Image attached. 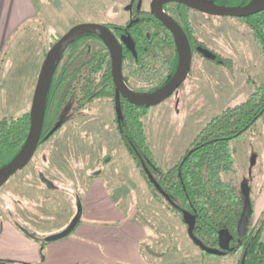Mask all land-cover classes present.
<instances>
[{"label": "rangeland", "instance_id": "1", "mask_svg": "<svg viewBox=\"0 0 264 264\" xmlns=\"http://www.w3.org/2000/svg\"><path fill=\"white\" fill-rule=\"evenodd\" d=\"M136 2L34 0L37 16L19 25L14 33L11 30L0 51V119L30 112L46 54L72 26L124 22L129 15L125 7ZM227 5L237 2L229 1ZM191 19L198 34L218 50L222 59L230 61L222 64L196 57L184 87L173 98L150 108L145 118L147 136L153 157L163 169L179 161L214 116L245 101L256 85L264 82V59L244 21L215 15L210 20L195 11ZM132 85L138 89L148 83L132 79ZM230 146L236 171L224 176L240 186L250 185L254 199L264 184V115L242 136L233 139ZM134 164L118 133L112 99L96 98L38 147L30 163L0 188V225L5 219H19L42 237L59 232L75 216L78 198L84 204L89 183L101 179L112 188L113 181H122L125 172L127 176L132 173ZM41 172L57 188H48L39 178ZM109 172H115V176H108ZM172 244L170 247H174ZM170 255L164 258L165 264L176 260L174 250Z\"/></svg>", "mask_w": 264, "mask_h": 264}, {"label": "trees", "instance_id": "2", "mask_svg": "<svg viewBox=\"0 0 264 264\" xmlns=\"http://www.w3.org/2000/svg\"><path fill=\"white\" fill-rule=\"evenodd\" d=\"M213 1L227 5L233 0ZM235 1L237 5H241L249 0ZM171 11L178 18L182 17V21L190 30L194 29L191 22L194 10L186 5L175 4ZM239 19L248 26L249 33L264 59V10ZM137 29L138 32L134 28L133 33L140 34L142 30L144 37H133L137 54H129L128 62H125V53L122 51V70H128L127 75L123 77L126 80L130 76L137 77L151 87L158 84V87L150 89L155 91L164 86L177 69L178 56L172 53L175 42L172 37H160L161 33L158 37H146L149 28L144 24L138 25ZM150 34L152 35L151 31ZM208 59L222 64H228L230 61L220 56ZM141 88L143 90V87ZM107 97L115 98L109 49L100 37L91 33L82 34L67 46L52 74L43 126V134L46 136L40 140L39 145L50 139L89 102ZM120 106L121 112L116 114L118 133L153 194L182 219L185 210L195 214L197 219L194 234L207 246L218 247L219 232L227 228L234 238L230 249L223 255L242 250L247 252L245 264H264V218L253 221L254 201L251 196L252 212L244 234L239 233L245 197L241 186L234 179L224 176L230 171H236L231 141L242 136L264 115V82L256 85L245 101L227 107L214 116L198 132L179 161L168 169L158 166L153 157L145 122L149 108L124 98L121 99ZM57 125L55 133L47 137ZM29 128V112L18 117L0 119V167L11 161L20 151ZM148 170L158 182V186L150 179ZM250 194L252 195L251 187ZM14 222L26 235L39 241L41 245L47 243L19 219ZM148 248L150 249L149 246ZM150 252L155 253L152 249Z\"/></svg>", "mask_w": 264, "mask_h": 264}, {"label": "crops", "instance_id": "3", "mask_svg": "<svg viewBox=\"0 0 264 264\" xmlns=\"http://www.w3.org/2000/svg\"><path fill=\"white\" fill-rule=\"evenodd\" d=\"M37 13L34 0H0V51L11 33ZM134 166L129 176L125 172L128 178L113 181L112 188L101 179L89 183L81 220L61 239L41 245L13 219L3 220L0 264H165L163 260L171 249L176 255L173 264L242 263V250L222 259L204 256L203 249L190 237L185 221L153 194ZM118 173L117 170V177ZM258 191L253 199L254 222L264 218V184ZM263 236L264 228L262 239ZM42 238L45 240V236ZM171 242L174 247H170ZM148 246L157 254L151 253Z\"/></svg>", "mask_w": 264, "mask_h": 264}, {"label": "water", "instance_id": "4", "mask_svg": "<svg viewBox=\"0 0 264 264\" xmlns=\"http://www.w3.org/2000/svg\"><path fill=\"white\" fill-rule=\"evenodd\" d=\"M166 2L183 3L191 9L209 15L231 16L236 18L248 17L264 10V0H249L247 3L241 5H222L215 3L213 0H153L152 12L171 30L175 37L179 51V61L175 74L164 86L151 93L143 94L135 93L125 85L122 77L123 47L119 39L115 36L107 24L86 22L72 26L52 45L46 54L35 88L31 110L29 112V133L22 148L15 155V157L7 164L0 167V188L10 179L11 176L26 167L33 159L43 133L48 87L52 74L62 53L76 37L82 34L93 33L98 35L107 45L112 59V76L116 85L115 102L118 113L121 112V95L136 105L152 107L168 99L173 93L177 92L178 88L185 81L191 70L193 56L189 38L181 25L169 14L162 11V5ZM121 40L128 48L135 52V44L132 37H122ZM57 128L58 125L50 131L47 137L50 136ZM147 172L153 183L158 186V182L152 176L151 172L149 170ZM40 179L48 188H57V185L43 172L40 173ZM241 189L245 197V206L242 217L239 221L238 229L240 234H244L249 216L252 212V204L250 186L247 183H243L241 185ZM82 215L83 205L81 200L78 198L77 212L67 227L59 232L46 236L45 241L51 242L69 235L79 224ZM196 219L195 214L188 210L184 211L183 220L188 226V232L192 240L204 251H207L210 254H225L230 249L231 241L234 238L233 234L227 228H223L219 232L218 247L207 246L194 234ZM246 255L247 252L244 253L241 264H245Z\"/></svg>", "mask_w": 264, "mask_h": 264}, {"label": "flooded vegetation", "instance_id": "5", "mask_svg": "<svg viewBox=\"0 0 264 264\" xmlns=\"http://www.w3.org/2000/svg\"><path fill=\"white\" fill-rule=\"evenodd\" d=\"M152 1L153 0H148V2H146L145 0H137L136 3H132V4L130 3V4H128L125 8H126V11L129 13V15H128V19L126 21H124V22H100V23L107 24L109 26V28L113 31V33L115 34V36L119 39V41H120V43H121V45L123 47V51L125 53V57H126L125 58V62H128L127 58L129 56V54H131V55H136L137 54L136 42H135V40H134L133 37H144V35L142 33V30H141L140 34L137 33L138 32L137 27H138V25H141V24H144L145 26H147L149 28V31H147V33H146V37H148V38L158 37L157 35H159V33H161L160 34V37H163V38L166 37V38L169 39L170 37H172L173 40H174V42H175V47H173L172 53H173V55H176L177 54L178 61H179V51H178V46H177L175 37H174L173 33L171 32V30L152 12ZM175 4L185 5V4L179 3V2H166V3H164L162 5V11L164 13L169 14L171 17H173L181 25V27L183 28V30L185 31V33L187 34V36L189 38V41H190V44H191V49H192V56H193L192 67H191L190 72L193 70L192 69L193 68V61L198 56H201V57L206 58V59H208V58H214L216 56L222 57V55H220V54H218L216 52L218 50L215 49L211 45V43H208L205 40L204 37H201L198 34V32H197V30H196V28H195L194 25H193L194 26V29L193 30H190L189 27H187L184 24V22L182 21L183 20L182 17L181 18H178L177 15L171 11V7H173ZM192 10H194V9H192ZM194 11L195 12H200V11H197V10H194ZM203 14L206 16V18H208L210 20H213L212 18H213L214 15H209V14H205V13H203ZM191 22H192V19H191ZM134 28L137 31L135 34L133 33ZM150 31H151L152 35L150 34ZM166 31L169 32V34ZM91 34H93V33H91ZM94 35H96V34H94ZM96 36L99 37L98 35H96ZM122 37H132V39L134 41V44H135V52L132 51L130 48L127 47V45L121 40ZM127 71H128L127 68H124L122 70V77L123 76L125 77L127 75ZM124 77H123V80H124L125 85L131 91H133L135 93H141V94H143L144 92L145 93H149V92H152L153 91V90L150 91V89H152L153 87L156 88V87L159 86L158 84L154 85L153 87H151L149 85H146V87L142 86L143 87V90H142L141 87L138 88V89H136L132 85V79H138V78L137 77H134V76H130L126 80ZM184 85H185V81L181 84V86L178 89L183 88ZM174 96H175V93H173L168 99L173 98ZM115 98H116V85H115ZM115 98L114 99L111 98V99H112L113 105H114V121H115V124H116V114H118V113H117ZM122 98L126 99L125 97H123L121 95L120 96V104H121V99ZM148 108L150 110L151 107H148ZM81 111H79V112H81ZM45 136L46 135H44L42 133L41 139L43 137H45ZM50 139H48V140H50ZM47 141H45V142H47ZM43 144H41V145H43ZM41 145H39L38 147H40ZM17 173H18V171L15 174H17ZM39 178H40V175H39Z\"/></svg>", "mask_w": 264, "mask_h": 264}]
</instances>
